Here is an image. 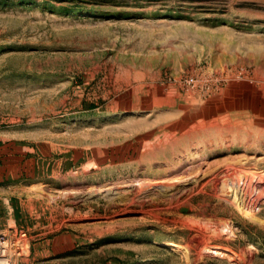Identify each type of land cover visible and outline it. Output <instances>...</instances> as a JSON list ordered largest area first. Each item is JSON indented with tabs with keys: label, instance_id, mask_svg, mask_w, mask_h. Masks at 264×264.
Returning a JSON list of instances; mask_svg holds the SVG:
<instances>
[{
	"label": "rangeland",
	"instance_id": "rangeland-1",
	"mask_svg": "<svg viewBox=\"0 0 264 264\" xmlns=\"http://www.w3.org/2000/svg\"><path fill=\"white\" fill-rule=\"evenodd\" d=\"M16 229L18 264H264V0H0Z\"/></svg>",
	"mask_w": 264,
	"mask_h": 264
},
{
	"label": "built area",
	"instance_id": "built-area-1",
	"mask_svg": "<svg viewBox=\"0 0 264 264\" xmlns=\"http://www.w3.org/2000/svg\"><path fill=\"white\" fill-rule=\"evenodd\" d=\"M30 240L24 229H16L12 235L0 234V254L4 264H18V258L28 255Z\"/></svg>",
	"mask_w": 264,
	"mask_h": 264
},
{
	"label": "crops",
	"instance_id": "crops-1",
	"mask_svg": "<svg viewBox=\"0 0 264 264\" xmlns=\"http://www.w3.org/2000/svg\"><path fill=\"white\" fill-rule=\"evenodd\" d=\"M55 255L56 250L53 247H49L45 242H40L25 264H71L65 262L64 258Z\"/></svg>",
	"mask_w": 264,
	"mask_h": 264
},
{
	"label": "bare ground",
	"instance_id": "bare-ground-1",
	"mask_svg": "<svg viewBox=\"0 0 264 264\" xmlns=\"http://www.w3.org/2000/svg\"><path fill=\"white\" fill-rule=\"evenodd\" d=\"M159 181V180H158ZM157 182V181H155ZM160 182V181H159ZM158 183V182H157ZM161 183V182H160ZM0 264H4V260L2 259V255L0 254Z\"/></svg>",
	"mask_w": 264,
	"mask_h": 264
}]
</instances>
